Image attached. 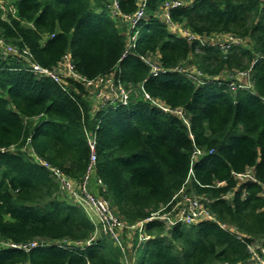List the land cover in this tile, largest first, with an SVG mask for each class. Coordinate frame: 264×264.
<instances>
[{"label": "trees", "instance_id": "obj_1", "mask_svg": "<svg viewBox=\"0 0 264 264\" xmlns=\"http://www.w3.org/2000/svg\"><path fill=\"white\" fill-rule=\"evenodd\" d=\"M164 1L147 0L137 41L124 57L134 31L110 17L107 0H11L14 12L3 17L0 11V39L28 50L43 68H55L69 53L79 76L58 85L0 51L1 246L37 240L65 246L0 250V264H122L120 249L105 237L83 249L74 246L92 237L94 224L82 208L55 195L54 181L22 151L28 147L79 183L89 166L91 138L100 194L112 197L127 225L166 206L186 181L194 148L206 151L189 183L195 195L209 197L207 208L216 222L168 231L157 220L148 222L150 239L140 246L146 252L139 264H243L249 260L246 245L264 241L259 195L264 186V6L260 0H183L189 4L170 12L173 21L195 34L245 40L224 53L171 33L156 15ZM118 2L123 15L137 9L136 0ZM145 57L158 59L168 72L151 77ZM189 60L203 75L218 79L196 85L173 71ZM246 70L250 89L233 92L229 81L219 79L225 72ZM109 75L127 89L139 86L152 100L182 109L189 128L142 94L132 95L127 106L92 113L85 82ZM251 167L257 182L238 185L234 174ZM230 192L234 197L227 201Z\"/></svg>", "mask_w": 264, "mask_h": 264}, {"label": "built area", "instance_id": "obj_2", "mask_svg": "<svg viewBox=\"0 0 264 264\" xmlns=\"http://www.w3.org/2000/svg\"><path fill=\"white\" fill-rule=\"evenodd\" d=\"M137 9L136 11L129 16L123 15L120 11L118 0H107V9L110 17L113 20L118 18L125 23L130 30L134 31L133 35L128 37V44L126 46V51L123 57L127 54L128 50L133 48L137 38H138V24L142 19L146 17V6L147 0H136ZM187 2V1H186ZM183 0H166L161 5L160 15L157 16L161 22L167 27L171 33H175L183 37L189 43L198 42L201 46H215L220 51L226 53L234 46H240L245 44V40L236 38L231 35H226L225 41L216 42L214 37H204L202 35L195 34L190 30H184L179 28L175 21L172 20L170 12L175 9L183 8L189 3H186ZM9 3V4H8ZM262 6H264V0L261 1ZM0 11H2V16L4 17L8 12H14L13 5L11 0H0ZM0 51L4 57L13 56L19 60L23 61V64L27 72H30L38 77L48 78L58 85H62V78L54 71L55 68L48 69L43 68L40 65L32 61V58L28 50H20L16 46H13L3 39H0ZM144 64L149 69V74L151 77H157L160 74L167 73L159 63L158 59L154 57H145L143 59ZM64 64V67L74 78L79 80V76L75 74L73 66L70 61L69 53L65 55L61 61ZM59 63V64H61ZM58 64V65H59ZM176 73L182 74L187 79H190L196 85H203L208 80L204 78V75L198 70V73H193L189 70L183 69L181 66L173 70ZM241 78H240V77ZM237 77L239 78L236 82H228L227 87L235 92L238 89H250L252 87L251 83V71L246 70L242 72H237ZM96 87V88H95ZM104 87L108 88V91L103 90ZM85 88L93 91L95 97L98 99L100 106L98 109L106 108L109 106H127L131 101V96L127 88H125L120 81L114 76L109 75L106 77H98L94 80L85 82ZM144 99L150 101L151 105L158 108L164 114L175 115L181 119L184 124L189 128V123L185 118L184 111L182 109H171L164 103L158 100H152L146 93H144ZM264 100V99H263ZM189 132L190 138L192 135ZM88 145L90 148V157H89V166L86 171V175L83 180L77 184L78 188L74 186L69 180L70 177L66 176L60 169L52 166L47 161H44L38 158L34 153H32V161L37 166L47 170L49 174L55 179L58 189L64 191L63 196L66 200L73 201V203L82 208L88 216L93 214L96 217L97 224H93L98 227L101 233L105 238L109 239L115 246H117L125 260L126 264H132L127 261L126 256V245L124 242V237H127L131 234V231H134L137 235L136 249L142 246L143 243L147 242L150 239L145 232V225L148 222L157 220L163 224L166 231L175 227L176 225H181L185 227H191L202 222L215 221V217L209 213L208 208L205 209L199 201L194 197H188L185 195L181 201H177L176 198L180 195L183 188L186 186L191 179H194V170L193 167L197 161L206 155V151L199 148H194L190 156V165L189 171L185 183L182 188L176 192L171 198L170 202L161 207L156 213L151 214L149 218L144 221H139L134 225H127L119 217H117L112 211L110 204L104 198H96L85 191L84 187L80 188L82 184H85L88 180V176L92 171L96 163V153H95V141L93 138L88 140ZM212 151H209L211 154ZM234 178L237 180L238 185L251 182L256 183L254 168H247L246 171L240 174H234ZM71 179V178H70ZM238 179L240 182H238ZM72 180V179H71ZM73 181V180H72ZM222 184V183H221ZM219 184V185H221ZM264 198V186L261 187V192L259 194ZM243 198L245 193H243ZM90 218V217H89ZM222 228H226L224 225H221ZM128 231V232H127ZM96 240L95 234L92 235L85 243H75V247L78 249H83L85 246L92 245ZM56 246L58 248H63V243L51 242V241H41L37 240L28 244H12L6 243V249H19L24 252H30L38 248L52 247ZM67 246V245H66ZM71 247V246H70ZM247 251L249 253V260L243 264H264V245L260 241H253L246 245ZM135 251H133V257L135 256Z\"/></svg>", "mask_w": 264, "mask_h": 264}, {"label": "rangeland", "instance_id": "obj_3", "mask_svg": "<svg viewBox=\"0 0 264 264\" xmlns=\"http://www.w3.org/2000/svg\"><path fill=\"white\" fill-rule=\"evenodd\" d=\"M262 1V0H260ZM9 4V3H8ZM157 15V14H156ZM159 16V15H157ZM176 24L179 26V28L181 29H184V30H189L188 28H186L183 24L181 25L180 23L176 22ZM13 45V44H11ZM14 46V45H13ZM189 64L187 63H184L181 65V67L183 69H186V70H189L193 73H198V69L197 67L195 66V60H189L188 61ZM54 71L60 76V78L66 80L67 82L68 81H79L77 78H74L71 74L68 73V71L66 70V68L64 67V64L61 63L58 65V67L54 69ZM240 77V76H239ZM204 78H206L207 80H211V79H218V78H209L207 76L204 75ZM241 78V77H240ZM219 79H225L226 81H229V82H236L239 78L237 77V72H225L224 74H222V76L219 77ZM96 88V87H95ZM129 93H130V96L132 97V95L134 96H138L139 94H142V96H144V92L142 91V88L139 87V86H133L132 88L128 89ZM100 106V104H97L95 103V108L97 111H99L100 109H98V107ZM24 153H26L27 157L30 159L31 163H33L32 161V153L31 151L29 150L28 147H25L23 148L22 150ZM36 165V164H34ZM37 166V165H36ZM40 167V166H38ZM41 168V167H40ZM43 169V168H42ZM44 171L47 172L48 176L54 181V183L56 184L57 186V183L55 181V179L49 174V172L45 169H43ZM73 180V179H72ZM70 178L68 181H70L74 186H76V189L78 188V185L74 180L72 181ZM238 182H240V180L238 179ZM84 187L85 191H87L89 194H91L92 196L96 197V198H104L106 201H108V203L110 204V207L112 209V211L114 212V214L119 217L122 221H124L118 214V212L116 211V209L118 208L117 207V204L116 202L112 199V197H108L109 199H106L107 197H105L104 195H101V191L103 190V186L98 182L97 178H96V175H95V172H94V169H92V171L90 172L89 176H88V180L85 184H82L80 188ZM58 188V186H57ZM191 190H193V187L191 186V183H187L186 186L183 188L182 192L180 193V195L176 198L177 201H181L182 198H184L185 195H188V197H194L196 198L199 203L205 208L207 209V204L209 203V200L208 198L209 197H205V196H198V195H195ZM64 191L62 190H57L56 194L55 195H63ZM63 196H66V195H63ZM234 197V193L233 192H230L228 194H226L224 196V198L227 200V201H230L231 199H233ZM69 203L75 205L73 203V201H69L67 200ZM85 212V211H84ZM86 213V212H85ZM87 214V213H86ZM88 216V215H87ZM90 217V218H89ZM89 219H91L92 221H97L93 216L92 214H90V216H88ZM125 222V221H124ZM141 222V221H140ZM126 223V222H125ZM138 223V222H136ZM134 225V224H133ZM95 226V225H94ZM129 226V225H128ZM228 229H230L231 231H235V229L233 227H228L226 226ZM128 232V231H127ZM132 233L134 231H131ZM95 235L96 236H99V235H102V237H104V235L101 233L100 229L98 227L95 226V231H94ZM93 233V234H94ZM137 233V232H136ZM136 233L134 232L133 233V237L136 236ZM101 237V238H102ZM99 238V237H98ZM135 241H137V239H135ZM67 246H71L72 243H66ZM144 244V243H143ZM6 249V245H2L1 246V243H0V250H5ZM145 248L144 247H140L137 249L136 251V263L135 264H139L141 261H142V258H143V255L145 254Z\"/></svg>", "mask_w": 264, "mask_h": 264}, {"label": "crops", "instance_id": "obj_4", "mask_svg": "<svg viewBox=\"0 0 264 264\" xmlns=\"http://www.w3.org/2000/svg\"><path fill=\"white\" fill-rule=\"evenodd\" d=\"M97 12L99 13V11H98V9H97ZM157 15H160V10L157 12ZM226 35L227 34H221V35H212L211 37H214V39H215V41L216 42H221V41H225V39H226ZM58 67V65L56 66V68ZM103 90L105 91V92H107L108 91V88L107 87H104L103 88ZM86 92L88 93V96L86 97L87 99H88V101L90 102V104H91V108H92V113H95L97 110H96V108H95V103H99V101H98V99L95 97V95H94V93H93V91L92 90H90V89H87L86 88ZM92 216L96 219V217L92 214ZM95 224H97V221H93ZM92 222V223H93ZM134 233V232H133ZM133 233L131 232V234L130 235H128L127 237H126V256H127V261L129 262V263H132V264H135L136 263V253H135V256L133 257V251H137V249H134L135 247H136V245H135V239H134V237H133ZM95 234V233H94ZM95 237H96V239H98V237L99 238H101L102 237V235H99V236H96L95 235ZM258 241H260V243H264V241L263 240H258ZM122 264H126L125 263V260H124V258L122 259Z\"/></svg>", "mask_w": 264, "mask_h": 264}]
</instances>
